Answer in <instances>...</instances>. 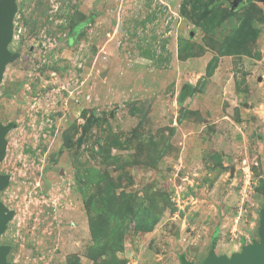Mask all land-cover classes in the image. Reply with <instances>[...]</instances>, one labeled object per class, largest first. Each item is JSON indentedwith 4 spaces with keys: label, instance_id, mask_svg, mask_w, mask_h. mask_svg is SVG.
Here are the masks:
<instances>
[{
    "label": "rangeland",
    "instance_id": "rangeland-1",
    "mask_svg": "<svg viewBox=\"0 0 264 264\" xmlns=\"http://www.w3.org/2000/svg\"><path fill=\"white\" fill-rule=\"evenodd\" d=\"M9 51L7 264H203L260 242L264 0H17Z\"/></svg>",
    "mask_w": 264,
    "mask_h": 264
},
{
    "label": "water",
    "instance_id": "water-1",
    "mask_svg": "<svg viewBox=\"0 0 264 264\" xmlns=\"http://www.w3.org/2000/svg\"><path fill=\"white\" fill-rule=\"evenodd\" d=\"M16 13L17 0H0V86L7 65L17 58L16 55L11 54L9 51V46L14 37ZM8 133L9 130L0 124V162L4 157ZM8 182V178L0 176V191L7 186ZM12 217L13 214L7 213V209L0 204V242L7 228V223ZM259 235L260 242L246 246L242 252L234 254L232 257L213 254L203 264H264V211L261 212ZM8 252L9 249L7 247L0 245V264H7L6 255Z\"/></svg>",
    "mask_w": 264,
    "mask_h": 264
},
{
    "label": "trees",
    "instance_id": "trees-1",
    "mask_svg": "<svg viewBox=\"0 0 264 264\" xmlns=\"http://www.w3.org/2000/svg\"><path fill=\"white\" fill-rule=\"evenodd\" d=\"M6 128H7L8 130H11V129L13 128V124L8 125ZM213 254H214V253L211 252V255H213ZM180 261H181L182 264H188V263H189V262H186V261H185V258H184V257H181V258H180Z\"/></svg>",
    "mask_w": 264,
    "mask_h": 264
},
{
    "label": "crops",
    "instance_id": "crops-1",
    "mask_svg": "<svg viewBox=\"0 0 264 264\" xmlns=\"http://www.w3.org/2000/svg\"><path fill=\"white\" fill-rule=\"evenodd\" d=\"M223 256H225V255H223Z\"/></svg>",
    "mask_w": 264,
    "mask_h": 264
}]
</instances>
